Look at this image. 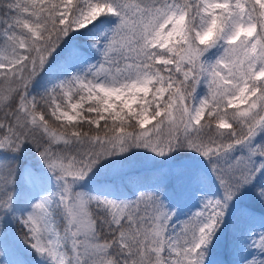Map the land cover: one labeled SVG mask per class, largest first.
I'll list each match as a JSON object with an SVG mask.
<instances>
[{
  "label": "snow or ice",
  "instance_id": "obj_1",
  "mask_svg": "<svg viewBox=\"0 0 264 264\" xmlns=\"http://www.w3.org/2000/svg\"><path fill=\"white\" fill-rule=\"evenodd\" d=\"M262 6L264 0H0V13H9L7 19L0 14L6 25L0 103L7 102L0 109V150L18 153L31 143L62 182L53 194L67 217L62 234L51 221L53 196L22 218L38 254L52 264H204L225 209L264 176V162L257 168L253 161L264 158V143H255L264 134V27L254 15ZM108 15L118 24L104 34L106 41L93 43L103 44V62L40 97L30 95L33 80L65 38L95 28ZM214 30L249 31L248 50L229 41L215 62H205L210 47L196 40ZM202 80L208 94L197 101ZM50 120L61 130H53ZM126 121L141 130L125 133ZM130 141L160 155L177 144L209 159H223L238 145L249 154L213 165L223 199H208L170 236L172 214L153 194L116 202L73 190L101 159L127 151ZM14 179L0 162V210L12 209L8 186ZM256 194L264 200V187ZM78 213L87 224L79 223ZM258 246L264 249V237Z\"/></svg>",
  "mask_w": 264,
  "mask_h": 264
},
{
  "label": "trees",
  "instance_id": "obj_2",
  "mask_svg": "<svg viewBox=\"0 0 264 264\" xmlns=\"http://www.w3.org/2000/svg\"><path fill=\"white\" fill-rule=\"evenodd\" d=\"M1 14L4 19H7L9 13L7 9H4ZM117 24L118 17L108 15L104 18V22L98 24L95 28L83 29L80 31L74 30L71 32L69 36L65 38L60 47L57 48L48 64L45 66V69L33 80L30 86L34 91L33 96L40 97L47 92L42 84L47 80L50 71L58 73L65 65H76L81 67L91 65L92 63H102L103 44H101L102 46L100 49L93 47L94 40L99 39L106 41V36L104 34L110 33V30ZM0 25V47H2L5 42V36L3 33L6 25L2 22H0ZM222 51V47L216 45L209 49L204 58H209V60H211L214 57L216 60ZM215 60L209 63H213ZM14 101L15 100L11 103ZM3 106L0 107V109H3ZM2 114L3 113L1 112L0 117H2ZM49 122L58 127L57 122L54 120H50ZM134 124L135 121H126L124 132L134 134L136 130L135 127L138 126H133ZM84 131L88 132L87 126H85ZM260 141L264 142V137L260 138ZM26 144H28V147L24 146L18 153L0 150V162L6 163L14 173V183L8 186V190L13 193V200L20 194L23 196L28 193V187L23 182L24 179L22 176V166L24 164L30 163L33 165L37 176L41 181L45 182V184H50L53 178L51 174L52 172L44 164L43 159L40 157L35 146L31 143ZM190 149L191 148L185 144H177L175 148L169 151V156L165 159V162L167 163L166 170L163 169L161 164L146 167L141 166L139 170L127 174L121 173L113 177H105L107 178L105 181H101L100 178H97L94 180L97 182L96 185H94L95 182L93 180H91V183L95 188L113 190L118 195H123L129 200L130 198L133 199L140 195L136 194L135 188L131 185V180H135L142 189L148 188L152 191L153 195L158 198L165 209L172 214L174 208L182 205L181 202L183 198L188 197L194 192L192 186L194 181L193 175L197 170V165L192 161L194 156L190 153L193 152ZM6 155L16 156L11 159V161H8ZM184 159L190 161L184 164V162H182ZM173 162L179 163L181 166L180 169L175 170ZM262 177L263 176H261L253 186L251 201L246 203L249 206V213L251 214L249 219L245 216H239L238 214V216H234V214L229 213L228 209H225V215L216 229L211 243L204 250V264L206 261V264H235V260L231 256L233 248L238 247L240 242H242V239L248 238L247 236L251 231L249 226H251V229L253 228L252 221L261 218L264 223V200L256 194L257 188L264 187L263 183H261ZM150 183L151 186H147ZM76 186L79 189H81L80 187H83L78 184ZM54 188L57 187L55 186ZM216 189L218 199H223V185L221 184L220 187L216 186ZM55 204L56 205L51 209L52 221L55 225L56 231L62 234L67 227V217L63 207L57 206L59 204L58 201H56ZM7 213L8 210H0V256H7L14 263L21 262L25 259V255L22 252L18 253L20 247L17 237L21 240H30L27 238V231L19 225L18 220H14L16 228L14 231H17V236H14V231L11 229V226H9V216H7ZM169 227L171 226L169 225ZM222 237L225 238V246L221 247L219 244L222 242ZM31 250L34 257H41L42 260L44 259V257L38 254L35 249L31 248ZM66 250L71 251L70 244L67 246Z\"/></svg>",
  "mask_w": 264,
  "mask_h": 264
},
{
  "label": "rangeland",
  "instance_id": "obj_3",
  "mask_svg": "<svg viewBox=\"0 0 264 264\" xmlns=\"http://www.w3.org/2000/svg\"><path fill=\"white\" fill-rule=\"evenodd\" d=\"M1 14V13H0ZM1 28V25H0ZM1 36V33H0ZM102 45L98 47V49L101 48ZM222 53H220L221 55ZM205 62L209 63L215 60L213 57L211 60L209 58H204ZM99 63H92L91 65L87 66H76L71 65L69 67L63 68L59 73L50 74L49 79L42 84L43 88L45 90H50L54 85L59 83L62 80L70 79L72 75H84L88 73V69L92 66L98 65ZM90 78V77H89ZM33 88H29L30 95H34ZM208 94V88L206 81H201V83L198 85L196 89V99L199 101L200 99H203ZM4 103H7L6 101L3 103H0V107L3 106ZM12 105H15V101L11 103ZM243 107V106H242ZM1 114V112H0ZM50 123V122H49ZM50 126L53 130H61L57 126L50 123ZM148 130H151V123L145 126ZM136 132H139L141 129L139 126L135 127ZM165 134L167 133V128L165 127ZM264 134L259 135L256 138L255 143L260 144L264 143L260 141V138H263ZM28 144H25L26 147ZM61 149L63 146H60ZM193 152H190L194 159L192 160L195 165H197V170L194 173V181H193V188L194 192L189 195L188 197L183 198L182 205L179 207L174 208V211L171 215V220L169 222L168 229V235L172 236L175 235L181 228L184 222L188 221L190 218L193 217L195 213L198 211H201L204 207L205 202L208 199H218L217 196V187L221 186V180L218 178L217 171L214 169L213 165L215 163H230L234 160H236L239 157H247L248 156V147L246 145H238L236 146L231 152L226 154V156L223 159L218 160L217 158H206L204 157L200 152L196 151L195 149H190ZM170 152H166L164 155L158 154V152H155L151 150L150 148L144 147L143 145L137 146L136 144H133L131 141L129 142L128 150L125 152H119L118 150L114 152V154L109 155L101 159L98 164L93 168V170L83 179L78 180L73 187V190L75 192H83L88 194L89 196L99 197L101 200L108 199L113 200L116 202H131L136 201L141 194H153L152 191H150L148 188L142 189L139 185H137L135 180H131V185L135 188L136 194H140L135 198H130L129 200L123 196L118 195L116 192L110 189H98L95 188L94 185L97 184L94 180L101 177H113L121 173H129L132 172L135 169H139L141 166H150V165H160L163 166L164 169H166L167 163L165 162V159L167 156H169ZM190 155V156H192ZM16 155H6V158L8 161H11V159L15 158ZM190 160L184 159L182 162L186 164V162H189ZM253 161L257 168L259 165L264 162V158L260 156L253 157ZM181 162V164H182ZM174 169H180L179 163L173 162ZM172 166V167H173ZM22 176L24 179V183L28 187V193L18 195L14 200L12 201V209L10 210L11 213L8 210L7 216H9V226H11V229L14 231L15 228V222L14 220H18L19 225L23 226V229L28 232L25 225L22 223V218L26 217L31 211L32 206L39 202L43 197L45 196H53V194L60 192L61 190V184L62 182L58 181L56 176L52 174L53 182L56 183V187L54 188L52 185L45 184V182L41 181L39 177L37 176L33 165L30 163L24 164L22 166ZM91 180H93L95 183L92 185ZM81 182V183H80ZM257 182V181H256ZM261 183H263L264 186V176L261 179ZM80 185L83 187H80L81 189L77 188L76 185ZM255 184V183H254ZM254 184L250 186H246L240 193L237 195L229 204L227 207L230 214H234V216H238L240 212H238L240 209L244 212H248L247 208L243 209L244 206H242V201H251V192L253 189ZM215 187V188H214ZM133 188V189H134ZM117 194V195H115ZM135 194V195H136ZM117 196L118 199L116 200L114 197ZM58 197H54V201L57 200ZM59 203V200H57ZM54 205H52V208ZM51 208V209H52ZM247 214V213H246ZM250 216L246 217L249 219ZM51 221H52V215H51ZM240 222V221H239ZM243 223V222H241ZM53 224V221H52ZM253 228H250V232L248 234V238L242 239V242H240L239 246L236 248H233L232 251V258L235 260V264H249L250 261H264V249L260 248L259 241L262 237H264V223L263 219L259 218L255 221H252ZM54 225V224H53ZM55 227V225H54ZM14 236H17V231H14ZM19 241V252L24 253L25 259L21 262H13L11 259H9L7 256H0V264H52V261L49 257L46 255L43 256L44 259L42 260L41 257H34L32 254V246L31 242L28 240H21L17 237ZM222 242L219 244V246H225V238H221ZM22 255V254H20ZM207 261L205 262V264ZM209 264V263H208Z\"/></svg>",
  "mask_w": 264,
  "mask_h": 264
},
{
  "label": "clouds",
  "instance_id": "obj_4",
  "mask_svg": "<svg viewBox=\"0 0 264 264\" xmlns=\"http://www.w3.org/2000/svg\"><path fill=\"white\" fill-rule=\"evenodd\" d=\"M264 7V6H262ZM254 15H258L261 17L260 23L261 26L264 27V11L260 13H254ZM240 19H243L241 16ZM249 31H251V26L249 28ZM249 31H239L234 30L233 32H227V31H213L205 35L203 38L197 37L196 43L197 44H206L210 48L215 47L216 45H220L222 49L225 48L226 45H228V42L231 41L232 44L235 45L236 49L238 50H248V43L251 39V36L249 35ZM255 34V33H253ZM258 39L260 37H257ZM262 48H264V44L261 45ZM223 52V51H222ZM264 56V53L261 54ZM79 223L81 225L87 224L88 218L83 215H79Z\"/></svg>",
  "mask_w": 264,
  "mask_h": 264
},
{
  "label": "bare ground",
  "instance_id": "obj_5",
  "mask_svg": "<svg viewBox=\"0 0 264 264\" xmlns=\"http://www.w3.org/2000/svg\"><path fill=\"white\" fill-rule=\"evenodd\" d=\"M65 67H69V65H65V66H63V67L60 69V71H61L63 68H65ZM60 71H59V72H60ZM59 72H58V73H59ZM51 73L54 74L53 71H50V73H49L48 75L50 76ZM49 76L47 77V80L49 79ZM47 80H46V81H47ZM46 81H45V82H46ZM45 82H43V83H45ZM166 168H167V167H166ZM163 169H164V168H163ZM136 170H139V169H135V170H133V171H136ZM164 170H166V169H164ZM100 179H101V181H105V180H107V178H105V177H101ZM135 183H136L137 185H139L138 182H135ZM49 185H52L53 187L57 186L56 183L53 182V178H52V181H51V183H50ZM147 186H151V183L148 184ZM247 202H248V201H247ZM247 202H246V201H244V202L242 201V206H244L243 209L247 208L248 212H244L243 210L240 209V210L238 211V212H240V213L238 214L239 216H245V217H248V216L251 215V214L249 213V206L246 204ZM246 213H247V214H246Z\"/></svg>",
  "mask_w": 264,
  "mask_h": 264
}]
</instances>
